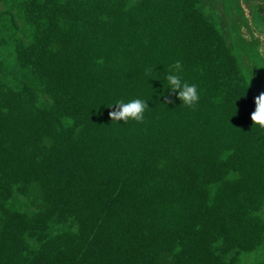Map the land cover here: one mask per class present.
<instances>
[{
	"label": "trees",
	"instance_id": "obj_1",
	"mask_svg": "<svg viewBox=\"0 0 264 264\" xmlns=\"http://www.w3.org/2000/svg\"><path fill=\"white\" fill-rule=\"evenodd\" d=\"M253 11L0 0V264H264ZM177 60L194 109L166 103ZM137 98L143 123L110 119Z\"/></svg>",
	"mask_w": 264,
	"mask_h": 264
},
{
	"label": "clouds",
	"instance_id": "obj_2",
	"mask_svg": "<svg viewBox=\"0 0 264 264\" xmlns=\"http://www.w3.org/2000/svg\"><path fill=\"white\" fill-rule=\"evenodd\" d=\"M152 69L146 70V74L151 73ZM182 71V62L177 60L172 65V71L166 75V80L170 92V96L166 99V103L174 102L170 97L175 95L183 105L189 108H195L199 102L200 96L195 84H189L186 81H182L180 72ZM255 109L251 113V120L254 126H259L261 130H264V91H261L254 98ZM112 111L108 113L112 121H123L127 123L129 120H133L139 123H143L145 119V111L149 108L147 101L142 99H133L129 102L123 100L116 101L112 106Z\"/></svg>",
	"mask_w": 264,
	"mask_h": 264
},
{
	"label": "rangeland",
	"instance_id": "obj_3",
	"mask_svg": "<svg viewBox=\"0 0 264 264\" xmlns=\"http://www.w3.org/2000/svg\"><path fill=\"white\" fill-rule=\"evenodd\" d=\"M247 1H250V0H247ZM253 13H254V16H253L254 22L253 21L252 22L255 25V33H256V36L258 37H260L261 35L260 46L262 49H264V18L261 15H259V13L256 11H253ZM258 55L259 57H261L260 53Z\"/></svg>",
	"mask_w": 264,
	"mask_h": 264
}]
</instances>
